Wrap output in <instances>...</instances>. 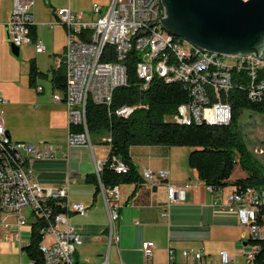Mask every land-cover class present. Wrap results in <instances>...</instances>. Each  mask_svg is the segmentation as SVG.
Here are the masks:
<instances>
[{"label": "built area", "instance_id": "2783aa9c", "mask_svg": "<svg viewBox=\"0 0 264 264\" xmlns=\"http://www.w3.org/2000/svg\"><path fill=\"white\" fill-rule=\"evenodd\" d=\"M34 6L35 0H12L11 14L5 26L9 42L19 48L33 43L35 51L41 53L45 51V45L41 40L34 42L31 33ZM157 12L158 0H111L105 9L93 3L89 14L68 6L55 9L56 22L65 29V47L53 68L63 65L65 86H71V97L62 98V92L54 90L52 98L66 108L67 148L87 145L92 149L86 118L87 103L110 106L114 90L127 84L126 63L128 55L133 52L138 57L134 68L141 79V89L149 85L147 72H155V76L162 79L179 76L180 84L188 92L189 101L180 104L175 113L165 116V121L189 125L190 119H201V123L210 125L228 124L232 111L228 93L240 80L245 82L247 98L264 105V61L253 54H206L205 50L192 47L181 37L166 36L158 21L148 26L157 18ZM36 89L41 91L42 87L38 85ZM5 102L0 95V105ZM137 107L136 104L122 105L115 109L114 115L127 118ZM111 114L108 110V116ZM110 140L108 135L102 138L107 143ZM5 143H15L17 154H7ZM55 150L51 143L37 147L10 138L0 110V231L14 226L20 253L25 255L23 247L29 243L31 223L40 218L44 221L39 244L44 264H82L75 258L82 235L69 222V213L86 215L87 207L68 202L66 185L44 187L31 168L33 160L53 158ZM112 162L116 172L128 170L121 160L113 157ZM102 165L103 161L96 162L93 174L107 210V244L110 245L119 240L115 225L119 219L120 192L119 185L105 187L102 184ZM141 175L150 189L164 182L169 203L176 198L183 199L185 190L190 187L189 184L169 183L165 169L146 168ZM207 188L212 192L221 191ZM51 202L57 203L64 211L54 212L50 209ZM262 204L263 188L231 185L224 206L236 213L240 225L249 230L251 238L264 236L261 226L256 223L258 208ZM21 230L28 231L27 239H22ZM248 247L245 253L247 263L252 250L259 249L258 244L249 243ZM153 248L152 241L142 242L141 250L146 259L152 255ZM182 254L195 262L204 260L201 252L192 249H185ZM218 256L220 264H228L231 260L223 250ZM172 257L169 251V258ZM29 264L33 263L29 261Z\"/></svg>", "mask_w": 264, "mask_h": 264}, {"label": "crops", "instance_id": "0c3cea01", "mask_svg": "<svg viewBox=\"0 0 264 264\" xmlns=\"http://www.w3.org/2000/svg\"><path fill=\"white\" fill-rule=\"evenodd\" d=\"M110 1L35 0L33 41L41 40L45 45V51L41 52L46 54L45 64L43 55L38 56L41 53L35 51L33 43L22 46L26 51L34 50L35 53L32 56H26L28 52L23 53L22 62L33 59L37 68L47 73L46 79L50 83V70L65 47V29L56 22L55 9L68 6L89 14L93 3L105 9ZM11 9L12 0H0V81L5 77L10 81L13 79L12 84L10 81L6 82L7 85L1 82L0 95L6 99L0 105L2 121L13 140L30 142L37 147L47 143L54 145V157L33 160L31 168L44 187L66 185L68 202L81 203L87 207L86 215L69 213V222L82 235V243L75 254L76 260L82 264H220L218 255L223 250L231 258L228 264H251L245 260V253L249 249V230L240 225L235 212L228 211L224 206L231 185L222 188L220 193L210 191L198 179L197 172L188 166L190 150L177 146L130 147L129 153L139 178L137 182L119 185V219L115 225L119 240L116 244H107V210L90 176L94 173L96 162L106 159L108 146L100 138L94 137L92 149L87 145L67 148L66 108L63 103L53 101L51 83L50 90L46 91L36 80L33 90L28 80L26 84H16L20 75L14 68L11 67L10 73L6 75L3 55L8 52L9 40L6 39L5 24ZM56 37L60 40H55ZM28 69L29 64L25 72L28 73ZM38 85L42 87L41 91L36 89ZM146 168L167 170V181L171 184H189L184 198H176L169 203L164 182L152 189L147 187L141 175ZM244 176L243 172L238 177ZM15 231L14 226L0 231V254L12 252L21 255ZM21 231L22 239H27L28 231ZM143 241H152L154 244L149 259L144 257L141 250ZM185 249L201 252L204 260L195 262L186 258L182 254ZM169 251L172 252V258H169Z\"/></svg>", "mask_w": 264, "mask_h": 264}, {"label": "trees", "instance_id": "16d2710c", "mask_svg": "<svg viewBox=\"0 0 264 264\" xmlns=\"http://www.w3.org/2000/svg\"><path fill=\"white\" fill-rule=\"evenodd\" d=\"M32 38L35 28L31 30ZM138 59L133 52L127 58V84L114 90L109 107L101 104L87 103V127L91 137H110L108 155L103 161L100 180L105 187L123 183L137 182L139 175L133 163L129 149L133 145H161L167 147H189L187 163L197 172L198 179L213 190H221L229 185L250 186L264 189V166L250 152L239 131L238 118L241 112L250 111L264 114V105L250 101L246 96L244 80L238 81L228 93L231 103V120L228 124L210 125L201 119L197 122L190 119V124H177L165 121L164 117L175 113L176 108L189 101L188 92L180 81H167L155 74L145 89L140 88L141 79L135 73V62ZM47 73L40 71L35 61L29 62L28 82L33 86L38 78H46ZM147 82V81H146ZM50 83L53 90H66L64 67L51 68ZM125 104H136L127 118L114 115L116 108ZM109 108V109H108ZM108 110L111 115L108 116ZM124 162L128 170L116 172L112 158ZM236 164L245 172L244 177L231 180ZM90 180L95 183L98 191L97 178L94 174ZM50 209L54 212L64 211L57 203L51 202ZM256 223L264 226V204L259 206ZM44 221L36 218L31 223L29 243L23 247L26 257L33 264H44L39 244L40 228ZM251 244H258L259 249L253 250L252 264H264L263 238H249Z\"/></svg>", "mask_w": 264, "mask_h": 264}, {"label": "water", "instance_id": "95a60500", "mask_svg": "<svg viewBox=\"0 0 264 264\" xmlns=\"http://www.w3.org/2000/svg\"><path fill=\"white\" fill-rule=\"evenodd\" d=\"M160 2L163 17L158 14L148 26L159 21L168 33L187 40L201 50L218 55L253 54L264 61V0ZM9 49L13 56H19L18 46L10 42Z\"/></svg>", "mask_w": 264, "mask_h": 264}, {"label": "rangeland", "instance_id": "374dc122", "mask_svg": "<svg viewBox=\"0 0 264 264\" xmlns=\"http://www.w3.org/2000/svg\"><path fill=\"white\" fill-rule=\"evenodd\" d=\"M7 39V38H6ZM57 41L60 40L59 37H56ZM65 41V38H64ZM10 43V42H9ZM59 45V44H58ZM33 47V45H31ZM34 48V47H33ZM9 45L7 43V54L3 55V66L6 68V75L10 73V68H14L15 71L20 75L17 77L16 84H26L28 80V73L25 72V68H28L29 62H22V54H25L28 56V54H31V56L34 53V50L26 51L24 47L20 48V55L18 57H15L11 54V52L8 50ZM48 52V50H46ZM9 55V56H8ZM43 55V64H45V58L46 54H39L38 56ZM44 66V65H42ZM38 83L42 84L46 91L50 90V83L49 80L46 78H38ZM10 79L8 77H5V79H2L0 81V86L3 84L7 85L9 83ZM1 82H3L1 84ZM7 82V83H6ZM13 83V79H11L10 84ZM29 83V82H28ZM33 90H35V87L33 86ZM238 125H239V131L243 137V141L246 145V148L252 152L256 159L264 166V114H258L250 111H243L240 113L238 118ZM92 142L94 141V137H91ZM181 149H189V147ZM184 159V157H183ZM243 170L240 168L239 164H236L231 177L236 178L243 174ZM245 173V172H244ZM239 178V177H238ZM29 220V219H28ZM261 231L264 232V226H261ZM29 264L28 258L25 255H20L19 253H1L0 254V264Z\"/></svg>", "mask_w": 264, "mask_h": 264}, {"label": "bare ground", "instance_id": "6f19581e", "mask_svg": "<svg viewBox=\"0 0 264 264\" xmlns=\"http://www.w3.org/2000/svg\"><path fill=\"white\" fill-rule=\"evenodd\" d=\"M158 14H159L160 18L163 17V7L161 5L160 0H158ZM158 23L160 25L159 21H158ZM163 31H164L166 36H174V35L168 33L164 29H163ZM191 46L192 47H196L193 44H191ZM206 54H213V52L206 51ZM154 74H155V72H147L146 81L147 82L150 81ZM166 80L167 81H180V77L179 76L166 77ZM70 97H71V86H66V90H65V93H64V98H70ZM195 120L198 122L200 119H195ZM5 151H6L7 154H17L16 144L15 143H5ZM253 238H263V236H253ZM253 259H254V254H253V252H251L250 256H248V262L252 264L253 263Z\"/></svg>", "mask_w": 264, "mask_h": 264}]
</instances>
